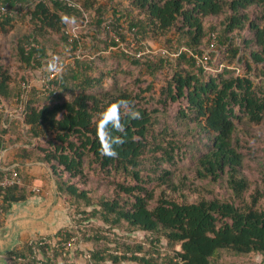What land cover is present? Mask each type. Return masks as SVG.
Returning a JSON list of instances; mask_svg holds the SVG:
<instances>
[{
	"label": "trees",
	"instance_id": "1",
	"mask_svg": "<svg viewBox=\"0 0 264 264\" xmlns=\"http://www.w3.org/2000/svg\"><path fill=\"white\" fill-rule=\"evenodd\" d=\"M0 7V226L38 179L68 218L7 264H264V0Z\"/></svg>",
	"mask_w": 264,
	"mask_h": 264
},
{
	"label": "crops",
	"instance_id": "2",
	"mask_svg": "<svg viewBox=\"0 0 264 264\" xmlns=\"http://www.w3.org/2000/svg\"><path fill=\"white\" fill-rule=\"evenodd\" d=\"M28 166L31 167L35 177L44 173L42 164L30 163ZM34 188L35 191H33ZM29 189L32 192L29 197L38 195L41 198L36 202L11 205L1 227L0 251H9L29 238L52 235L68 223L65 209L57 195L55 196L56 191H54L51 178L45 187H43L42 180L38 179Z\"/></svg>",
	"mask_w": 264,
	"mask_h": 264
},
{
	"label": "built area",
	"instance_id": "3",
	"mask_svg": "<svg viewBox=\"0 0 264 264\" xmlns=\"http://www.w3.org/2000/svg\"><path fill=\"white\" fill-rule=\"evenodd\" d=\"M6 11V9L4 7H0V12L4 13ZM74 35L70 34V37H72ZM71 40V39H70ZM26 49H28L26 47ZM52 67L50 68V72L49 75L44 77L43 81H42V86L43 89L45 88V90L47 92H53L54 90V85L53 83H50L51 79H56L59 69H60V63L58 61H52L51 63ZM3 112V107L0 104V114ZM19 182V178L17 176V173L15 171L10 170L8 173L4 174L2 176V178L0 179V187H9L12 186L15 183ZM33 191H35V188L33 189ZM1 212V209H0ZM77 243V238L76 237H70L65 244V247L67 249L72 248L75 244Z\"/></svg>",
	"mask_w": 264,
	"mask_h": 264
},
{
	"label": "clouds",
	"instance_id": "4",
	"mask_svg": "<svg viewBox=\"0 0 264 264\" xmlns=\"http://www.w3.org/2000/svg\"><path fill=\"white\" fill-rule=\"evenodd\" d=\"M49 67L51 68L52 65L50 64ZM127 103H128L127 101H121L116 105V107L126 106ZM130 117L132 119H139L140 113L138 111H131ZM113 127L118 128V129L121 127V125L119 124L118 117H117L116 121L113 122ZM114 142L115 143H121L122 141L116 140ZM102 154L106 155V156H111V157H116L118 155L117 152L111 147L110 144H106V146L102 148Z\"/></svg>",
	"mask_w": 264,
	"mask_h": 264
},
{
	"label": "water",
	"instance_id": "5",
	"mask_svg": "<svg viewBox=\"0 0 264 264\" xmlns=\"http://www.w3.org/2000/svg\"><path fill=\"white\" fill-rule=\"evenodd\" d=\"M52 184L54 186L53 180H52ZM54 191H55V186H54ZM55 196H56V193H55ZM39 198H41V197H38V195H32L31 197L27 198L23 203H30L32 201L36 202ZM0 232H1V228H0ZM11 250H9V251H0V254H2V253H8ZM0 264H7V261L5 260V258L0 257Z\"/></svg>",
	"mask_w": 264,
	"mask_h": 264
},
{
	"label": "rangeland",
	"instance_id": "6",
	"mask_svg": "<svg viewBox=\"0 0 264 264\" xmlns=\"http://www.w3.org/2000/svg\"><path fill=\"white\" fill-rule=\"evenodd\" d=\"M154 47V46H153ZM39 183V182H38ZM36 184H37V182H36ZM40 184V183H39ZM2 226H0V228H1ZM6 255H7V253H2V254H0V257H3V258H5V260L7 261V259H6ZM79 261L81 262V263H83L84 262V259L80 256V258H79Z\"/></svg>",
	"mask_w": 264,
	"mask_h": 264
}]
</instances>
